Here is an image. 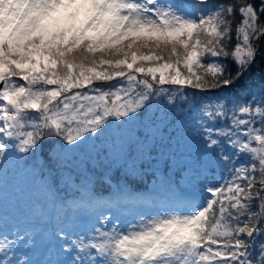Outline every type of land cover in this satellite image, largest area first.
<instances>
[{
	"label": "snow or ice",
	"instance_id": "6c2138e0",
	"mask_svg": "<svg viewBox=\"0 0 264 264\" xmlns=\"http://www.w3.org/2000/svg\"><path fill=\"white\" fill-rule=\"evenodd\" d=\"M262 17L264 0H0V161L49 138L81 149L153 97L175 106L181 90L231 87L264 57ZM221 57L236 64L235 76ZM244 87L247 98L188 109L204 166H223L227 177L123 220L107 205L148 202L119 187L111 200L73 202L102 210L80 232L60 228L63 259L47 264H264V71ZM113 143L112 163L124 156ZM6 228L0 264H34L14 248L24 236Z\"/></svg>",
	"mask_w": 264,
	"mask_h": 264
},
{
	"label": "trees",
	"instance_id": "16d2710c",
	"mask_svg": "<svg viewBox=\"0 0 264 264\" xmlns=\"http://www.w3.org/2000/svg\"><path fill=\"white\" fill-rule=\"evenodd\" d=\"M236 19L238 20L239 17L237 16ZM262 19H264V17H262ZM233 27H235V23L233 24ZM234 43L235 41L229 44V50H231ZM261 46L264 48V43H262ZM210 60L211 58H205L206 63L210 62ZM220 62L226 68V75L231 74L232 76H235L238 69L231 58L225 59L224 57H221ZM262 71H264V57L258 55L256 62L252 67L237 83L229 88L213 89L205 92H196L191 88L187 89L186 92L181 90L175 106H167L165 102L160 105L159 98L153 97L152 101L147 105L148 110L146 107L139 114H136V117H133L137 118L136 120H129L128 124L137 127V129L134 132L129 130V133L127 134H120V142H122L123 145H127L126 150L128 153H126L127 158L123 156V160L119 162H111L110 164L104 163L103 159L106 157L107 147L103 146L100 148L101 153H103V158L99 156L96 158L95 162H93L90 153H84L83 157L80 156L76 158L71 164L72 167H70L67 163V156L61 160L57 157L54 151H52V148L55 145H60L61 147L59 139L49 138L44 140L39 151L46 158V166L49 172L50 182L54 187L61 185L60 188L65 191L66 176L68 173H72L76 185L72 187L68 193L76 194L78 191V185L84 182L86 172H88L91 175L90 180L92 182V187L96 192L107 191L109 189V185L106 181L102 180L103 177H107V179L113 181V183L117 185V188L124 185L130 189H142L149 187L150 179L152 178V171L155 167H158L155 163L157 162L160 164L164 176L166 178L170 177L174 182L175 190H181L178 183L180 170L171 172L174 177H171L167 170L170 168L169 165L172 164L171 156L173 155L177 136L185 137L188 135L190 138L193 136L197 137L195 130L192 127L191 119L188 116V109L192 108L193 112H195L196 105L199 103L207 102L208 99L221 95L227 96L229 100L247 98L249 93L245 91L244 86L250 80H253L254 77H257ZM209 79L211 78L209 77ZM172 89L175 91V86H172ZM252 91H258L255 86V81H253ZM184 96L187 97L186 102L181 99V97ZM184 113L187 114V119L183 116ZM149 124L152 125L153 128L148 127ZM176 124H180L181 128L174 129ZM156 125L157 128H159L160 138L156 135V133H158L156 128H154ZM179 131H182V133H179ZM134 137L141 140L140 144L135 146ZM92 139L97 141H100L101 139L105 140V136L103 134L101 136H93ZM112 139L113 136H110V141ZM129 146H133L134 148V151L131 149L130 154ZM143 150L147 151L143 152ZM133 152L136 154V157L133 156ZM80 153L82 152L80 151ZM181 153H183V156L188 159L189 164L184 166L183 169L187 172L188 178L192 181L194 180L199 183L201 180V183H206L207 180L215 179L213 173H216V171L220 173L222 172L227 177V173L223 166H213L212 170L208 171L203 164L204 157L202 153L193 156L190 148H183ZM144 154H146L147 157H144ZM127 159L132 161L128 166L125 162ZM148 159L149 162H146ZM152 159L155 160L152 161ZM190 168H192L191 171H189ZM63 171L65 172L63 173ZM10 181L13 183L14 175L11 176ZM166 182L170 183L169 181ZM169 188L172 189L170 186ZM197 188L198 189L196 190L199 192L198 195H201V187L198 186ZM61 199L63 201V196ZM63 210L66 211L67 208Z\"/></svg>",
	"mask_w": 264,
	"mask_h": 264
},
{
	"label": "rangeland",
	"instance_id": "374dc122",
	"mask_svg": "<svg viewBox=\"0 0 264 264\" xmlns=\"http://www.w3.org/2000/svg\"><path fill=\"white\" fill-rule=\"evenodd\" d=\"M159 102H160V105L163 104V101L161 99H159ZM147 110H148V107H147ZM133 117H136V114L133 115L131 117V119L132 120L137 119V118H133ZM131 119H127L123 123L114 122V123L110 124L109 127L106 128L103 133L98 135V136H101L103 134L105 136V140L101 139L102 141L101 140L97 141L95 139L94 140L91 139L88 142V144L85 147H83L81 150L78 149V150H74V151H67L66 149L62 150L60 145H55L53 147L52 151H54V153L57 155V157L61 160H63V158H65L67 156V159L70 162H73L74 160H76V158H78L80 156L83 157L84 153H90L91 158L93 159V162H95V160L97 158L96 151H99L100 148L105 146V147H107L105 159L111 163V161L114 159V153L117 151V148L114 146V143H113L114 139L118 138L120 145L125 146L122 144V142H120V136L123 134L129 133V130L134 132V129L137 128V127L136 128L132 127V126H130V124H128L129 120H131ZM148 127L153 128V126L150 124L148 125ZM179 127L181 128V125L176 124L174 126V129L179 128ZM154 128H156V131L158 132V133H156V135L159 136V128H157V125ZM179 133H182V131H179ZM110 136H113V139L111 141H110ZM159 138H160V136H159ZM133 139L135 142V146L137 144H140L141 140L139 138L134 137ZM142 142H143V140H142ZM199 145H200V141H199V138L196 136L195 137L193 136L191 138L188 135H186L185 137L184 136H182V137L177 136V140H176V143L174 145L173 155L171 156L172 164L169 165L170 168H169V170H167V172L169 173V175L171 177H174L171 172L180 170V173H179L180 177H179L178 183L180 185V189H182L183 191L198 192L196 190V189H198L197 187L198 186L201 187V180L198 183L197 181H194V180L192 181L190 178H188L187 172L183 169L184 166L189 164L188 159L183 156V153H181L183 148L184 149L190 148L191 150L192 149L199 150L200 149ZM131 149L134 151L133 146L131 147ZM80 151L82 153H80ZM145 151H147V150H143V152H145ZM99 152H100L101 158H103L102 157L103 153H101V151H99ZM76 155H77V157H76ZM153 155H155V154H153ZM144 157H145V155H144ZM125 158H127V157H125ZM121 160H123V159L121 158V159L117 160L116 162H119ZM105 162H107V161H105ZM125 162L127 163V166L132 163V161L129 159H127ZM6 163H9L8 160L6 161ZM168 179L172 180L170 177H168ZM161 188H162V185H161V182H159L156 190H160ZM88 190L89 189L86 188V191H88ZM152 190H154V189H152ZM88 193H89V191H88ZM182 195H183V198H185V201H187L186 199L189 198L187 196V195H189V193H182ZM119 204H121L122 208L117 206V207H115V210L112 212L116 215H119L122 220L130 217L126 214L130 210L129 206L125 202H120ZM170 206H172V205H170ZM150 208L151 209H160V208H156V207L149 205V204H147V205L140 204V205L136 206V208L133 210V212L131 214H133L138 209H146L147 210ZM29 209H31L33 213L35 212V207H33L32 197H29V199L25 205L24 214L27 211H29ZM100 211H101V209H93L92 211L88 212V214L86 216L88 217L89 223L95 222V218L97 216H99ZM80 213H81L80 209L78 208L76 211V214H75L76 218L74 217V219H73L74 225L70 226L69 228L64 227V224L57 222L58 219H56L58 230L60 228H63L64 231H66V232L76 233V232H80L82 229H84L88 224L81 219L82 216L80 215ZM105 214L107 215V212H105ZM18 234L23 235L25 238L24 241H18L19 243H18V248H17V255L19 257H26L27 258L24 251L27 249L31 250L34 248L36 251L35 252L36 258L41 259L43 261V264H47V262L50 261L49 250H48V240L45 237V234L41 231V229L36 228L34 231H32L31 227L28 226L27 230L23 229L20 232H18ZM62 243L63 242L60 239L61 246H62ZM63 255L64 254L62 253V259H63Z\"/></svg>",
	"mask_w": 264,
	"mask_h": 264
}]
</instances>
